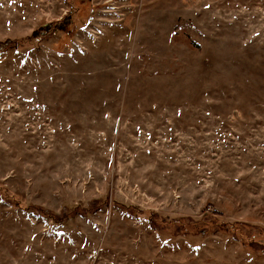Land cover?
Listing matches in <instances>:
<instances>
[{
  "label": "rangeland",
  "instance_id": "rangeland-1",
  "mask_svg": "<svg viewBox=\"0 0 264 264\" xmlns=\"http://www.w3.org/2000/svg\"><path fill=\"white\" fill-rule=\"evenodd\" d=\"M7 48L0 264H264V0H0Z\"/></svg>",
  "mask_w": 264,
  "mask_h": 264
},
{
  "label": "trees",
  "instance_id": "trees-1",
  "mask_svg": "<svg viewBox=\"0 0 264 264\" xmlns=\"http://www.w3.org/2000/svg\"><path fill=\"white\" fill-rule=\"evenodd\" d=\"M46 28H50V27H46ZM8 50L7 49H3L0 51V54L3 53L4 51ZM107 205V201L104 199H98V200H93L89 203V205L87 207H65V211L63 213V217H60V215L56 214V213H52L49 211L48 214H44L41 211H39L38 209H26L27 213L29 215H31L32 217H39V218H43V219H47L49 221H52L54 224L58 225V226H65L67 225L71 220H73L76 216H89L92 215L98 211H100L103 207H105ZM124 211L132 213V214H136L137 211L135 209V207H127V206H122L121 207ZM142 213L138 212V214H145L147 215L148 221L151 223V225L153 227H155V225L157 224V222H155L156 220V214L154 213H150V215L146 212V211H141ZM61 214V213H60ZM163 222L168 223L171 222L170 219H163ZM175 222V223H173ZM199 222V221H198ZM172 226H175L177 228H175L179 234L185 232L188 229V226L184 223L182 224H178L176 223L175 220L172 221V223H170ZM194 224H198L197 227L202 228L203 225H199V223H194ZM209 226L212 228V232L208 229L209 233H215L217 231H214L213 229H215L216 227L219 228V226H223L222 224H218L216 221L209 223ZM224 227V226H223ZM181 232V233H180ZM233 233H235L238 241L241 243L242 247L244 248V250L246 249V251H249L250 248V241L243 239L245 238L242 234H240V232L238 230L233 231ZM252 242V241H251ZM256 243H258L257 241H255Z\"/></svg>",
  "mask_w": 264,
  "mask_h": 264
}]
</instances>
